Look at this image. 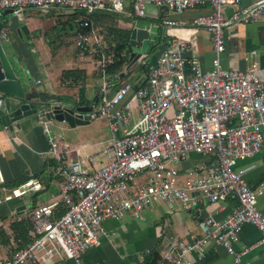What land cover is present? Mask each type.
<instances>
[{
    "label": "built area",
    "instance_id": "built-area-1",
    "mask_svg": "<svg viewBox=\"0 0 264 264\" xmlns=\"http://www.w3.org/2000/svg\"><path fill=\"white\" fill-rule=\"evenodd\" d=\"M129 3L130 14L136 18L145 16L148 5L159 8L169 39L160 45L154 62L147 63L146 79L138 88L127 80L115 87L118 74L112 81L106 74L110 56L96 60L98 87L85 114L88 121L103 119L108 124V144L96 152V156L105 155L106 162L95 167L92 157L79 155L81 148L75 150V158H69L73 150L64 136L54 134L48 123L41 124L47 137L46 152L54 162L58 198L31 210L34 236L3 264L52 263L56 253L77 262L87 250L101 244L107 235L105 220L127 215L142 219L144 210L160 202H166L171 212L197 210L199 233L182 240L163 230L155 247L160 256L157 264H189L190 255L203 257L212 246L231 255L233 264H249L244 256L253 246H234L248 224L260 231L257 244L264 245V213L257 208L264 194V180L251 186L246 180L251 165L237 166L239 161L253 158L262 147L264 80L259 76L257 59L244 69L225 68L220 62L225 31L262 20L264 0H254L246 6L240 5V0ZM203 7L209 11L195 16L190 24L210 34L214 57L209 69L197 64L190 53L193 41L177 33L185 22L174 17ZM228 7L230 12L226 14ZM3 9L16 15L26 9L126 13L125 0H0V10ZM6 36V27H2L0 37ZM75 43L81 57L92 48L99 53L103 46L95 29L78 31ZM190 154L204 159L181 171L177 165ZM3 184L0 170V185ZM43 188L39 178L30 173L16 187L0 194V204ZM225 201H232L233 207L223 217L199 214L202 203ZM59 202L66 210L55 217ZM151 249L137 254L138 264Z\"/></svg>",
    "mask_w": 264,
    "mask_h": 264
},
{
    "label": "crops",
    "instance_id": "crops-1",
    "mask_svg": "<svg viewBox=\"0 0 264 264\" xmlns=\"http://www.w3.org/2000/svg\"><path fill=\"white\" fill-rule=\"evenodd\" d=\"M254 0H240V5L246 6ZM125 14L114 13L117 27L122 29H134L135 21H145L149 27L137 28L133 45L129 48L141 52L139 60L131 62L123 69L127 80L137 81L146 76L147 65L153 63L156 53H152L154 46L162 36L163 44L168 37L164 33V26L160 18L159 8L148 5L146 14L142 18L132 16L129 0H125ZM209 11L208 7L195 8L174 15L177 20L185 22V27L177 31L185 34L192 41L190 53L196 58L197 64L203 69L211 68L214 57L210 34L204 28L191 26L192 19ZM230 8H226L228 14ZM82 16L74 11L54 9L41 12L35 9H26L21 14H13L10 9L0 10V33L1 28L6 27V38L2 46L6 51L8 59L21 76L24 90L32 92L33 96L46 99L49 102H60L71 106H86L96 95L98 77L93 74L95 66L83 62V58L77 53L75 43L77 26ZM113 21V20H112ZM109 20V22H112ZM132 33V32H131ZM225 50L220 55V62L225 68L244 69L252 59L259 62V76L264 80V18L248 24H238L225 31ZM143 40L150 43L142 46ZM256 54L252 55L251 51ZM92 51V50H91ZM151 58L145 68L137 67V63L143 61L147 56ZM136 57V55L134 56ZM73 58V59H71ZM79 68L84 70L85 77L77 84H67L61 80V72L65 69ZM133 69H138L139 74L131 77ZM89 77L94 81L88 82ZM131 77V79H129ZM39 81V83H37ZM73 87L77 98L73 103L64 101L68 97L64 87ZM84 88V103L79 104V88ZM91 93V94H90ZM45 120L42 123H48ZM96 123L101 128V133L96 132L87 136L86 140L78 143L65 141L73 150L69 158H75V150L79 149L82 158H93L95 167L107 161L105 155H97L96 152L108 144L110 132L108 124L103 119L88 121ZM41 123V124H42ZM75 127V126H74ZM80 127V126H78ZM82 127V126H81ZM95 138V139H91ZM47 137L41 125L35 126L26 122L18 131V137L14 132H8L0 124V170L4 178V184L0 185V194L9 191L12 184L18 179H27L32 173L38 177L43 189L37 192H28L20 198L13 199L0 204V229H7L9 223L17 216L18 208L26 205L25 209L50 203L58 198V186L48 167ZM95 156V157H94ZM203 156L190 154L189 157L178 164V168L184 171L186 168L202 161ZM88 165V160L85 161ZM247 171L246 180L251 186H255L264 180V139L260 151L251 159L239 161L238 167L250 166ZM46 196L35 202V196L40 192ZM233 207L232 201L219 203H202L199 214L208 213L217 218L223 217ZM257 208L264 213V194L259 197ZM142 219L125 216L122 219H107L104 227L107 235L102 238L99 246L87 250L77 261H73L63 254L56 253L52 263L39 264H138L137 254L148 248L156 247L162 231L173 234L184 240L198 235L197 210L171 212L166 202H160L156 206L142 212ZM261 238L260 231L254 225H245L239 234L235 248L242 246H253L244 256L249 264H264V245L257 244ZM257 244V245H255ZM15 245L0 243V264L6 262L12 255ZM189 264H233L231 255L226 254L221 247H210L208 253L203 257L197 254L189 256Z\"/></svg>",
    "mask_w": 264,
    "mask_h": 264
},
{
    "label": "trees",
    "instance_id": "trees-1",
    "mask_svg": "<svg viewBox=\"0 0 264 264\" xmlns=\"http://www.w3.org/2000/svg\"><path fill=\"white\" fill-rule=\"evenodd\" d=\"M82 16L80 22L78 23V31L87 32L92 29H95L97 33L102 38L103 46L100 49V52L95 54V60L99 59L101 56L106 55L110 56L111 62L106 66V74L108 75L110 81L115 80L114 75L118 74L119 79L117 80L115 87L123 84L126 79V74H123V69L126 67L129 61V54L131 52L129 48V40L131 35L130 29H122L117 27L116 21L114 20V13L108 12H94L87 14L83 11H74ZM112 21V22H109ZM87 23V25H84ZM163 43L162 36H159L157 44L154 46H160ZM140 63V64H139ZM147 62L141 61L137 63V67L145 68ZM96 77H99V72H93ZM85 77L84 70L75 68V69H65L61 72V80L67 84H77L79 81L83 80ZM124 79V80H123ZM126 79V80H125ZM146 79V76L140 78L137 81H131L134 88L141 86ZM130 81V80H127ZM84 88H79V104L84 103ZM53 160L48 158V167L52 168ZM53 174V171L51 169ZM24 179H18L12 184L11 188L16 187L18 184L23 182ZM73 199H75V194L72 193ZM34 208V207H33ZM32 207L27 210H20L16 212L17 216L13 221H11L7 229H0V243L2 244H13L15 245L12 248V254L21 248L30 237L34 236L33 229L30 221V213L33 209ZM66 210V206L63 202H59L55 208L54 216H60ZM159 251L153 247L151 252L145 255L143 262L140 264H157L159 262Z\"/></svg>",
    "mask_w": 264,
    "mask_h": 264
},
{
    "label": "water",
    "instance_id": "water-1",
    "mask_svg": "<svg viewBox=\"0 0 264 264\" xmlns=\"http://www.w3.org/2000/svg\"><path fill=\"white\" fill-rule=\"evenodd\" d=\"M134 25L130 45H133L137 28L149 27L148 22L140 20L135 21ZM148 43L149 40H143L142 46ZM140 55V51L133 49L129 54L130 63ZM88 111V106L75 107L60 102H49L46 99H37L32 92L24 90L21 76L8 59L0 39V124H3L6 131L14 132L15 137H18V131L26 122L39 126L45 120L66 122L74 127L88 123L85 114ZM25 208L26 205H22L18 209Z\"/></svg>",
    "mask_w": 264,
    "mask_h": 264
},
{
    "label": "rangeland",
    "instance_id": "rangeland-1",
    "mask_svg": "<svg viewBox=\"0 0 264 264\" xmlns=\"http://www.w3.org/2000/svg\"><path fill=\"white\" fill-rule=\"evenodd\" d=\"M102 44V43H101ZM93 46H97L96 44H94ZM160 49V46H157L154 48V50L152 51V53H157ZM92 51H86L84 56L89 55V58H83V62L84 63H88L90 64V66H95L96 69H93V72H96L97 70V66H96V60L94 58L95 54H97V52H95L93 50V48L91 49ZM145 57L143 59L144 62H148L149 59L151 58V55ZM83 56V57H84ZM73 59V58H71ZM136 62V60H134V63ZM85 74V73H84ZM137 74H139V70L138 69H133V72L131 73V77H135ZM131 77H129V79H131ZM94 81L93 78L89 77L88 82H92ZM65 91L68 95V97L65 98L66 103H73L75 101V99L77 98L76 93L75 92L77 89H74L73 87H64ZM91 94V93H90ZM49 126L51 127L52 131L54 134L56 135H63L64 138H66L69 142L71 143H78V142H82L83 140L87 139V136H91L93 134H95L96 132L101 133V128L99 126H96V123L93 122H89V124H79L76 125L75 127H71L69 126L66 122H60V121H56V120H52V121H48ZM80 126V127H78ZM82 126V127H81ZM81 138H84L83 140H81ZM91 139H95V138H91ZM3 194V193H2ZM44 196H46L45 192H40L39 194H37L35 196V202L40 201L41 199L44 198Z\"/></svg>",
    "mask_w": 264,
    "mask_h": 264
},
{
    "label": "bare ground",
    "instance_id": "bare-ground-1",
    "mask_svg": "<svg viewBox=\"0 0 264 264\" xmlns=\"http://www.w3.org/2000/svg\"><path fill=\"white\" fill-rule=\"evenodd\" d=\"M139 64H140V63H139ZM126 79H127V78H126ZM126 79H125V80H126ZM123 80H124V79H123Z\"/></svg>",
    "mask_w": 264,
    "mask_h": 264
}]
</instances>
